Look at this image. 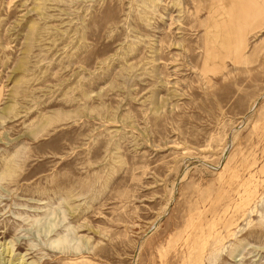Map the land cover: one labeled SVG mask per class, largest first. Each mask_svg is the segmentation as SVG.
<instances>
[{
  "label": "rangeland",
  "instance_id": "374dc122",
  "mask_svg": "<svg viewBox=\"0 0 264 264\" xmlns=\"http://www.w3.org/2000/svg\"><path fill=\"white\" fill-rule=\"evenodd\" d=\"M263 8L0 0V264H264Z\"/></svg>",
  "mask_w": 264,
  "mask_h": 264
},
{
  "label": "bare ground",
  "instance_id": "6f19581e",
  "mask_svg": "<svg viewBox=\"0 0 264 264\" xmlns=\"http://www.w3.org/2000/svg\"><path fill=\"white\" fill-rule=\"evenodd\" d=\"M264 1V0H263ZM261 12H262V14H264V8L261 10ZM225 250V249H224ZM214 253V252H213ZM221 253V252H220ZM216 254H217V252H216ZM215 254V255H216ZM219 257V256H218Z\"/></svg>",
  "mask_w": 264,
  "mask_h": 264
}]
</instances>
